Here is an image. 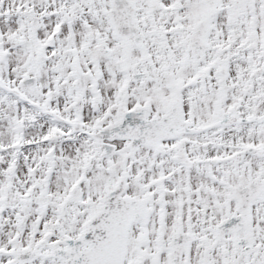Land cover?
Listing matches in <instances>:
<instances>
[{
	"label": "snow or ice",
	"instance_id": "snow-or-ice-1",
	"mask_svg": "<svg viewBox=\"0 0 264 264\" xmlns=\"http://www.w3.org/2000/svg\"><path fill=\"white\" fill-rule=\"evenodd\" d=\"M0 264H264V0H0Z\"/></svg>",
	"mask_w": 264,
	"mask_h": 264
}]
</instances>
